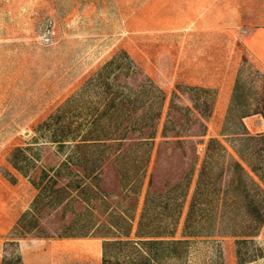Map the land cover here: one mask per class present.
<instances>
[{
    "label": "rangeland",
    "instance_id": "374dc122",
    "mask_svg": "<svg viewBox=\"0 0 264 264\" xmlns=\"http://www.w3.org/2000/svg\"><path fill=\"white\" fill-rule=\"evenodd\" d=\"M257 35L264 0H0L2 264L60 237L101 264H264Z\"/></svg>",
    "mask_w": 264,
    "mask_h": 264
},
{
    "label": "crops",
    "instance_id": "0c3cea01",
    "mask_svg": "<svg viewBox=\"0 0 264 264\" xmlns=\"http://www.w3.org/2000/svg\"><path fill=\"white\" fill-rule=\"evenodd\" d=\"M232 23L237 25L241 19L235 13ZM252 51L264 53V38L260 36L248 39ZM253 48V49H252ZM100 239L90 237L60 238H23L18 240L16 254L18 264H101ZM7 252H3L0 242V264L7 260Z\"/></svg>",
    "mask_w": 264,
    "mask_h": 264
},
{
    "label": "trees",
    "instance_id": "16d2710c",
    "mask_svg": "<svg viewBox=\"0 0 264 264\" xmlns=\"http://www.w3.org/2000/svg\"><path fill=\"white\" fill-rule=\"evenodd\" d=\"M97 139H99V138H97ZM97 139L96 138H83V139H81V141L79 142V143H77L76 144V146H75V148H76V150L75 151H78V150H80V149H82V148H86V147H88L89 146V144H93V143H96L97 142ZM78 149V150H77ZM91 171V170H90ZM97 179L98 180V178L97 177H95V176H91V175H89V176H87V178H86V181H84V182H79V181H77L74 185H73V187H72V185H71V187L74 189V190H78V192L81 194V193H84L85 191H88V190H90V191H92V193L96 190V193L94 194V195H97L98 193H99V188L97 187V185L96 186H94L93 184H92V182H91V180H93V179ZM136 178V177H135ZM129 180H130V178H127V177H123V178H121L120 179V182H123L122 183V185H124L125 187H126V185H128V183L127 182H129ZM137 180V179H136ZM134 180H133V184H134ZM139 182V180H137V182H136V184ZM135 184V185H136ZM135 185H134V187H135ZM133 187V188H134ZM132 188V187H131ZM61 189L60 188H58L57 190H55V192L57 193V194H60L61 193V191H65L66 193H67V190L69 191V187L68 186H65V189H62L61 191H60ZM64 192V193H65ZM88 193V192H87ZM89 209H90V212H92L93 211V206L90 208L89 207ZM110 214V213H109ZM121 215H118V216H116L115 215V218L114 219H112V221L111 222H109L108 223V226L110 227V228H112V229H114V230H116L117 231V229L118 228H120V227H118V219H122V220H124L125 222H126V224H127V226H128V228L126 229V230H124L123 231V237H129V235H130V231H131V228H132V219H131V217H129V216H127L124 212H121L120 213ZM112 216V215H111ZM135 238H137V239H139L138 241L140 242V244L142 245V246H140L141 248H146L147 247V245H152V244H163V243H169V242H166L167 240H163V239H160V238H158V237H161V236H159V235H155V236H153V235H145V234H135V236H134ZM141 264H143V263H141ZM144 264H145V262H144Z\"/></svg>",
    "mask_w": 264,
    "mask_h": 264
}]
</instances>
